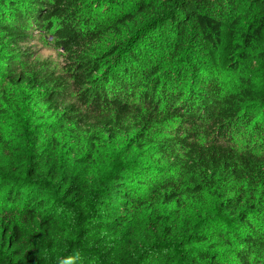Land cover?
Returning <instances> with one entry per match:
<instances>
[{
    "label": "trees",
    "instance_id": "16d2710c",
    "mask_svg": "<svg viewBox=\"0 0 264 264\" xmlns=\"http://www.w3.org/2000/svg\"><path fill=\"white\" fill-rule=\"evenodd\" d=\"M28 19L59 64L27 53ZM0 79V139L21 155L0 174V264H226L221 248L264 264V155L234 144L264 118V0H0Z\"/></svg>",
    "mask_w": 264,
    "mask_h": 264
},
{
    "label": "rangeland",
    "instance_id": "374dc122",
    "mask_svg": "<svg viewBox=\"0 0 264 264\" xmlns=\"http://www.w3.org/2000/svg\"><path fill=\"white\" fill-rule=\"evenodd\" d=\"M11 25L13 24L11 23L9 26ZM27 28H28L27 31H28L29 37H28V42H26V45H27L26 50H27V53H32L30 57L35 56L37 59H46V60L48 59V60H51L54 65L59 64L60 59L57 56V53L53 51V47L50 44V38H47V36L43 34V31L40 25L36 27L35 23L31 19H28ZM28 59H21V57H18V59H16L17 65H15L14 63L12 64H14V67L16 68V66L25 62ZM4 83L6 84L5 80L3 81L2 79H0V90L1 91L5 88ZM14 97L17 98V96H14ZM262 115L263 113L261 112V110L257 111V113H254L255 119L253 120V122L248 126L246 130L242 132V134L235 136L234 144L238 150H251L255 154L264 155V118L262 117ZM0 130H1V127H0ZM5 142H6V138L4 137V134H3L2 139H0V174L7 173L8 170H11L15 164H19L21 161V155L18 154V149L8 148L7 146H5ZM26 144L28 146V143ZM118 161L120 160L117 158H113L111 162L109 163V166L106 169L103 168L101 171V174L98 177L102 178L106 175L111 174L116 168ZM24 163L28 165V160L24 161ZM87 181H88V185H91V188L89 190V196L93 198L95 196L94 189H92L93 180L88 179ZM2 197H3V193H0V202H1ZM91 198H88L87 200V204H89L88 206H90V204H92L93 202ZM209 204L211 206L210 213L213 216L208 217V218L217 217L214 202H210ZM69 206H70L69 210L65 211V209H60L56 213L58 216H60V218H58L57 220L59 223V226H61V228L63 229V233H65L66 236L68 237L64 239L63 243L64 242L66 243L67 241L70 240V234L77 233L79 222L82 219H84L83 218L84 214L81 212L78 206L74 205L73 202L70 203ZM12 207L13 205H9L7 207L6 212L8 213L12 209ZM19 208L21 209V206ZM18 210L15 209L13 212V215L12 214L11 215L12 216L19 215ZM2 215L5 216L6 213ZM186 216L190 220H196V221L198 220L202 221L204 218L205 219L207 218L205 214H202L201 216H199L198 213L195 211H188ZM260 218L261 219H258L257 221H253L254 225L256 227H260L261 229H264V215H262ZM148 219H149L148 217H143L140 219V221L137 223V227H136L137 229L135 231L136 234L138 233V231L142 230L144 226H150V224L147 223ZM96 226H98L97 223L94 224V227ZM209 230L213 232V236L216 237V240L219 242V244H223L222 242L226 240H230L233 244L238 243L236 239L237 236L234 233L229 234V232H227L228 227L226 226V224L220 223V224H217L215 227L210 226ZM25 234L28 235L29 237L28 240L26 241H31L30 239H35L34 242H39L37 246L39 247V251L41 250L40 256L44 257L49 253L46 250V246H48L47 240L43 237V235L40 233L39 230H35L34 228H29L27 232L25 231ZM55 240H56V237H55ZM56 245L61 247V245L58 244L57 240H56ZM147 246L149 245H146V247L144 248L145 249L148 248ZM145 249H142V250H145ZM219 250H220V253L222 254L221 256L222 262L229 264V260H232L233 258V256L230 255L231 251H225L226 249L224 248H221ZM171 252L173 254H179V251L176 247H172ZM56 255L58 256L61 255L60 251L56 250ZM48 262H52L50 264L56 263L55 261H48ZM99 262L100 263L98 264H102L100 259H99ZM233 264H237V263L233 262Z\"/></svg>",
    "mask_w": 264,
    "mask_h": 264
},
{
    "label": "clouds",
    "instance_id": "9594fccd",
    "mask_svg": "<svg viewBox=\"0 0 264 264\" xmlns=\"http://www.w3.org/2000/svg\"><path fill=\"white\" fill-rule=\"evenodd\" d=\"M78 257H68L64 260L61 261V264H74V261L77 259Z\"/></svg>",
    "mask_w": 264,
    "mask_h": 264
}]
</instances>
